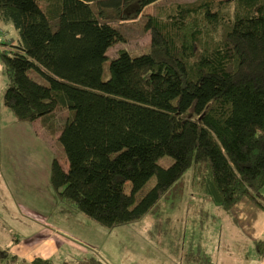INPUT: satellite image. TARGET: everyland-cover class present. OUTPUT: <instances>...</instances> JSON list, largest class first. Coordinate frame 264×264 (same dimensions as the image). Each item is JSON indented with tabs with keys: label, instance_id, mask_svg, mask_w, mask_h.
I'll list each match as a JSON object with an SVG mask.
<instances>
[{
	"label": "trees",
	"instance_id": "trees-1",
	"mask_svg": "<svg viewBox=\"0 0 264 264\" xmlns=\"http://www.w3.org/2000/svg\"><path fill=\"white\" fill-rule=\"evenodd\" d=\"M158 1L0 0V20L18 31L1 44L3 103L19 122L70 112L58 135L68 166L53 160L51 184L103 226L139 219L186 181L225 213L244 198L264 211V0L157 5L148 51L120 49L106 72L118 24ZM193 247L184 264H212ZM8 252L0 264H53Z\"/></svg>",
	"mask_w": 264,
	"mask_h": 264
},
{
	"label": "rangeland",
	"instance_id": "rangeland-1",
	"mask_svg": "<svg viewBox=\"0 0 264 264\" xmlns=\"http://www.w3.org/2000/svg\"><path fill=\"white\" fill-rule=\"evenodd\" d=\"M179 1L193 0H160L144 7L136 19L119 23L124 39L106 50L107 59L103 63L106 72L120 49L133 55L146 53L150 33L144 26L148 16L156 14L157 5ZM17 36L12 23L0 20V49L5 46L1 44L15 41ZM6 86L0 61V248L8 249L9 255L15 254L19 259L42 257L53 264H95L93 256L101 264H184L186 254L199 245V219L204 216V208L215 207L212 201L186 181L184 190L162 198L153 211L135 221L112 227L99 224L63 201L51 184L53 160L57 158L68 166L58 135L59 126L70 112L55 111L46 125L40 119L19 122L12 109L3 103ZM157 162L168 167L173 160L164 155ZM154 183L153 176L137 198ZM130 187L127 182L128 192ZM233 208L260 211L248 198ZM222 246L209 244L214 251L224 249L225 244Z\"/></svg>",
	"mask_w": 264,
	"mask_h": 264
},
{
	"label": "crops",
	"instance_id": "crops-1",
	"mask_svg": "<svg viewBox=\"0 0 264 264\" xmlns=\"http://www.w3.org/2000/svg\"><path fill=\"white\" fill-rule=\"evenodd\" d=\"M261 193L264 196V188ZM259 210L232 208L225 213L217 207L204 208V216L199 219L200 242L193 245L205 251L212 264H264V254L259 255L257 248V240L264 239V212ZM251 213L253 218H250ZM210 243L220 246L224 243L225 248L214 251L209 247Z\"/></svg>",
	"mask_w": 264,
	"mask_h": 264
}]
</instances>
